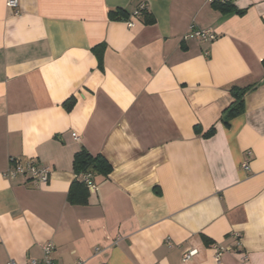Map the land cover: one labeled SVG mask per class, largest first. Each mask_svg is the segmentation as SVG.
Returning a JSON list of instances; mask_svg holds the SVG:
<instances>
[{"label":"crops","instance_id":"obj_1","mask_svg":"<svg viewBox=\"0 0 264 264\" xmlns=\"http://www.w3.org/2000/svg\"><path fill=\"white\" fill-rule=\"evenodd\" d=\"M6 2L0 264L40 260L48 243L56 264H264V0L227 11L207 0ZM118 8L127 21L108 19ZM190 26L216 39L184 40ZM233 85L252 88L227 127ZM81 149L111 171L72 204ZM12 159L47 165L48 182L4 178Z\"/></svg>","mask_w":264,"mask_h":264},{"label":"trees","instance_id":"obj_2","mask_svg":"<svg viewBox=\"0 0 264 264\" xmlns=\"http://www.w3.org/2000/svg\"><path fill=\"white\" fill-rule=\"evenodd\" d=\"M212 7L227 11L230 8V3L226 4H216L212 3L210 4ZM142 16V21L146 25H151L154 22L153 17L145 12L144 10H138V14L136 16ZM108 19L109 20H121V21H127V15L126 13L121 9H115L108 12ZM100 48H94L92 49L93 52H95L96 57L98 58V64L101 65V54L99 52ZM262 67L264 70V59L262 61ZM252 88V86H246V87H238V86H231L229 88V92L231 96L233 97L232 104L227 107L223 112L221 116V121L225 126H229V123L232 119L235 117L241 115L244 112V97L245 94ZM64 106L67 111H70L72 107L74 106V99L70 98L64 103ZM195 131L199 132V128L195 127ZM214 132L213 127H211L204 136H210ZM73 170L76 175V179L74 180L72 187L68 194V201L72 204H82L86 203V197L88 195V190L86 187V184L83 181L82 176L84 174L90 173L94 176L96 175H102L107 176L111 171L110 164L106 161L105 158H103L100 155L92 156L89 154L86 150L81 149L78 151L74 157H73Z\"/></svg>","mask_w":264,"mask_h":264},{"label":"built area","instance_id":"obj_3","mask_svg":"<svg viewBox=\"0 0 264 264\" xmlns=\"http://www.w3.org/2000/svg\"><path fill=\"white\" fill-rule=\"evenodd\" d=\"M210 4H226L232 3L233 0H207ZM6 6L10 9H16L18 7V0H7ZM138 12H135V16ZM129 27L133 26V23H128ZM184 40L192 39L200 43H211L216 39V34L210 29H199L194 26H190L189 31L183 37ZM73 138L77 139L76 134L72 135ZM242 169H248L246 163L241 165ZM4 178L15 181L18 179L24 180L35 187H39L48 182L50 176V168L35 159H24L17 160L12 159L9 162V166L3 174ZM84 183L86 184L87 190L90 193H95L97 186L94 183V177L92 174L87 173L82 176ZM52 244L48 243L42 246L43 258L40 260H29L26 264H56L50 259L49 254L52 250ZM215 249L214 259L219 261L223 250L216 245H213ZM196 254V251H188L182 256V261L187 262ZM6 264H17L13 260H9Z\"/></svg>","mask_w":264,"mask_h":264}]
</instances>
